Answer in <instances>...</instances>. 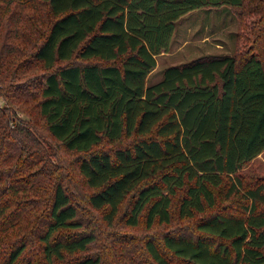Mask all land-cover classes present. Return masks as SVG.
Returning <instances> with one entry per match:
<instances>
[{
  "label": "trees",
  "instance_id": "1",
  "mask_svg": "<svg viewBox=\"0 0 264 264\" xmlns=\"http://www.w3.org/2000/svg\"><path fill=\"white\" fill-rule=\"evenodd\" d=\"M18 2L0 9V34L7 14L16 19L17 8L22 17L34 6L29 16L35 20L41 4L47 7L46 29L39 37L18 33L33 49L19 62L0 59V89L13 100L23 92L39 98L50 133L66 150L83 153L78 172L92 188L91 206L104 208L111 223L134 192L131 225L142 217L148 226L170 223L175 212L195 217L186 228L166 231L162 241L146 238L130 264H264V178L247 185L240 174L264 151V54L201 55L167 66L160 80L148 84L179 18L201 7H242L246 0ZM259 37L264 40V32ZM15 46L21 45L2 42L0 57L20 51ZM37 69L42 71L21 79ZM12 103L0 105V155L2 162H31L14 165V174H21L45 159V151L28 142L40 141L35 127ZM104 142L115 146L96 148ZM51 187L37 232L12 244L2 264H17L24 254L20 264H105L101 255L82 253L97 235L80 229L85 223L64 178ZM222 189L227 200L240 197V211L216 207ZM7 212V200L1 201V214Z\"/></svg>",
  "mask_w": 264,
  "mask_h": 264
},
{
  "label": "rangeland",
  "instance_id": "2",
  "mask_svg": "<svg viewBox=\"0 0 264 264\" xmlns=\"http://www.w3.org/2000/svg\"><path fill=\"white\" fill-rule=\"evenodd\" d=\"M6 1L0 0V9L15 7L19 3L18 0H8V4ZM26 1L22 0V2ZM40 7V10H36L35 20L29 16L34 12V6H27L23 11L27 12V15L22 17L19 8H17L16 19L7 14L3 24L4 28L0 34V46L7 40L12 41L15 45L20 43L21 46H15L20 51L6 52L0 59L9 60L12 58L19 62L26 54L31 53L33 49H31V42L28 39L21 42L17 36L22 32L29 37L31 34L39 37L46 29L47 7L44 4H41ZM8 30L10 31L9 37L6 35ZM263 32L264 0L262 2L246 0L242 7L223 5L194 9L177 20L168 48L156 55L157 65L149 74L148 84L160 80L167 66L179 64L201 55L229 53L241 56L257 49L261 54H264V40L260 37L256 38L257 34ZM14 65L16 64H10L11 67ZM3 68L0 66V69ZM27 71L21 75V79L29 80L30 76L38 74L42 69ZM2 87L3 84H0V88ZM28 93L23 92L21 96H17L16 100H13L14 97H7L0 89V105H5L6 101L11 103L12 100L11 105L15 108L13 111L17 112V115L24 121L34 125L33 132L40 140L36 142L35 139L30 138L28 142L45 151V159H37L40 161L39 164L28 167L21 174H14V165L25 167L31 165V162L21 164V162H17L16 157L15 159L12 157L7 160L3 159L2 162L0 155V191L6 187L0 198V264L4 262L8 249L21 236L29 235L33 231L37 232L36 229L40 226L42 214L50 203L53 189L51 185L54 183V179L61 177L64 178L72 201L78 205L79 215L85 223V226L80 229L94 231L97 235L96 240L90 244L89 250L82 253L101 255L105 264H130L129 256L140 255L146 238L154 237L162 241L166 231L174 227L186 228L194 223L195 217L180 218L175 212L170 223L155 221L152 226H148L145 218L142 217L138 225L129 224L127 214L134 192L127 196L119 213L110 223L105 216V209L93 207L88 201V195L92 188L86 184L85 178L78 172V161L83 153L66 150L62 143L50 133L44 118L37 109L39 98L31 97ZM114 146L115 144L104 142L96 148ZM8 169L10 170L7 171ZM41 171L43 172L40 173ZM34 172L39 178L33 177ZM240 174L247 185L254 184L264 178V151L246 163L241 168ZM180 193L174 197V207L178 204ZM5 200H7L8 212L3 216L1 201ZM239 203L240 197L238 196H232L227 200L225 190L222 189V192L218 194L216 207L238 212L241 210ZM261 206L264 207V204ZM3 221H6L8 228L2 230ZM34 245L32 247L35 248ZM37 253L35 249L31 253H27L26 256ZM24 257L25 254L22 259Z\"/></svg>",
  "mask_w": 264,
  "mask_h": 264
}]
</instances>
